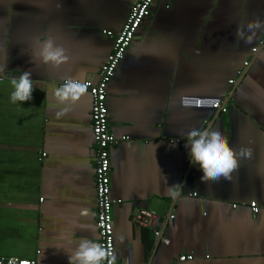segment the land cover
Here are the masks:
<instances>
[{
    "label": "crops",
    "instance_id": "obj_1",
    "mask_svg": "<svg viewBox=\"0 0 264 264\" xmlns=\"http://www.w3.org/2000/svg\"><path fill=\"white\" fill-rule=\"evenodd\" d=\"M135 2L0 0V257L68 264L82 238L99 242L90 95L58 116L49 93L98 81L112 47L102 31L117 33ZM150 11L106 89L109 131L126 137L109 150L116 264H264V28L252 44L238 36L264 21V0H154ZM49 37L69 57L58 69L37 58ZM26 71L32 99L13 104L11 79ZM210 127L251 150L231 181L202 183L190 164L188 132ZM137 209L161 215L159 238L132 223Z\"/></svg>",
    "mask_w": 264,
    "mask_h": 264
},
{
    "label": "clouds",
    "instance_id": "obj_2",
    "mask_svg": "<svg viewBox=\"0 0 264 264\" xmlns=\"http://www.w3.org/2000/svg\"><path fill=\"white\" fill-rule=\"evenodd\" d=\"M264 28V21L259 19L251 21L246 26V31H239L238 36L246 43L252 44L256 33ZM247 33V34H246ZM37 58L44 64L50 65L54 69L60 68L68 63L69 57L66 50L56 44L55 40L49 37L41 42ZM34 62V61H33ZM13 91L10 95V101L26 102L32 99L33 80L31 72L26 71L18 78L11 79ZM89 83L82 77L67 78L60 87L52 89L49 95L62 108L58 116L67 114L72 107L79 102L88 93ZM174 146V144H173ZM185 147H190V164L199 165L202 171L201 182L208 181L219 182L221 179L231 181L232 173L239 168V158L251 156V150L241 148L239 152L234 150L228 141V138L219 130L191 129L186 137ZM183 187L180 184L168 187L169 195L175 196L176 189ZM85 215L88 210H84ZM61 250V247L57 248ZM68 254V264H116L117 256L114 252L105 247L104 244L95 242L93 239L82 238L77 246ZM13 264V261H9Z\"/></svg>",
    "mask_w": 264,
    "mask_h": 264
},
{
    "label": "built area",
    "instance_id": "obj_3",
    "mask_svg": "<svg viewBox=\"0 0 264 264\" xmlns=\"http://www.w3.org/2000/svg\"><path fill=\"white\" fill-rule=\"evenodd\" d=\"M154 0H136L129 10V13L117 33L111 30H103L102 33L112 40V47L110 53L107 55L104 63L99 69L98 81L89 83L88 94L91 98L90 120H91V134L94 144V167L93 180L96 196V211H95V225L98 231L99 242L105 245L110 251L114 252L113 246V226L111 218V208L113 204L120 203V199H112L110 197V179H109V150L110 148L119 144L120 141L126 140V137L115 138L109 131L108 127V111L106 106V89L107 85L115 74L118 64L124 57L125 51L130 42L135 37V33L142 21L148 18L151 14V5ZM256 52V48L252 49ZM244 67L248 65V61L243 63ZM241 75L242 71L236 72ZM64 81V80H63ZM63 81L58 83L61 86ZM234 80H229V84H233ZM213 108H219V102L213 104ZM224 111V109H223ZM170 142L179 143L181 139H171ZM44 156V154H41ZM236 205H233L235 207ZM249 209L252 214L259 212L261 207L255 201H251ZM168 218H172L169 215ZM131 221L138 227L148 228L152 231L155 238L160 236L161 215L153 209H137L131 216ZM163 243L167 240L160 238ZM193 256L180 255L179 262L191 261ZM36 264L34 260H26L20 258L6 259L0 257V264ZM106 264V262H105Z\"/></svg>",
    "mask_w": 264,
    "mask_h": 264
}]
</instances>
